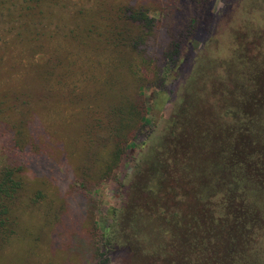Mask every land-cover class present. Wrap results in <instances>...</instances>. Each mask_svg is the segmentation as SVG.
Instances as JSON below:
<instances>
[{"label": "rangeland", "instance_id": "obj_1", "mask_svg": "<svg viewBox=\"0 0 264 264\" xmlns=\"http://www.w3.org/2000/svg\"><path fill=\"white\" fill-rule=\"evenodd\" d=\"M191 2L51 0L32 10L25 0H6L0 6V174L5 168H18L26 192L16 206L18 233L0 246V264L168 263V249L164 247L168 240L153 215L139 219L138 226L129 223L130 219L128 226L122 223L139 209L132 206L135 200L131 177L135 181L140 169H145L146 175L149 164L160 162L163 142L169 140L167 126L186 105L182 102L184 96L201 99L200 112L195 115L198 122L207 124L209 139L213 141H218L221 133L216 124L225 105L230 103L233 109H238L234 100L230 101L232 87L227 82L228 76L221 74L213 63L202 60L206 56L202 47L213 31L218 33L227 27L230 16L236 13L238 0H200V7L205 4L206 20L197 28L189 22L194 11ZM114 4H130L132 12H143L147 17L144 26H134L129 34L134 46L130 43L127 48L121 44L111 48L98 36L99 32L106 35L107 31L98 24L97 15L100 11H112ZM232 21L238 19L233 17ZM92 24H96L92 36L101 40L93 42L101 53L97 61H87L97 58L84 50L93 49L92 43L87 46L83 42L84 26ZM262 29L264 35V26ZM217 38L219 47L215 45L210 52L227 54L229 37ZM150 47L164 50L161 54L156 52L159 55L155 61ZM256 53L249 50L250 55ZM130 61L136 74L146 75L140 100L146 122L139 128L138 138L131 139L134 146L122 154L118 163L109 152L111 143L107 146L111 147L109 150L106 147L102 154L96 155L94 162L100 158V172L96 174L87 158L88 135L84 128L79 136L80 145L75 148L71 143L81 120L80 106H84L80 99L97 92V103L105 107L126 96L128 90L124 92L119 87L122 81L129 88L135 84L132 69L122 68ZM257 71L255 75L264 78V67ZM31 82L38 83L33 93L46 87V101L40 104L27 98L23 101L21 92L30 91ZM61 92H71L72 101ZM215 120L218 130L214 127ZM54 122L64 123V135L55 133ZM207 150L203 153L198 150L200 154L195 152L194 158L191 152L192 162L187 152L181 156V150H175L167 163L171 169L186 165L188 181L182 178L183 174L179 175L185 185L188 182L191 187L192 180L200 178L205 191H216L223 177L226 182L229 179L223 174L224 166L218 155H208L205 152L212 151ZM135 158L142 163L141 168L133 167ZM86 168L89 170L85 171ZM38 191L45 198L33 203L31 197ZM78 191L88 196V212H92L83 221L76 217L79 202L74 194ZM221 199L220 194L209 198L213 201L212 212ZM144 209L147 211L145 206ZM74 235L78 237L76 243Z\"/></svg>", "mask_w": 264, "mask_h": 264}, {"label": "trees", "instance_id": "obj_2", "mask_svg": "<svg viewBox=\"0 0 264 264\" xmlns=\"http://www.w3.org/2000/svg\"><path fill=\"white\" fill-rule=\"evenodd\" d=\"M5 1L0 0V6H3ZM25 1L33 10L40 8L45 1L51 0ZM191 1L190 5L194 11L189 22L197 28L203 20H206L205 4L201 8L198 4L200 0ZM236 5L238 7H236V16L230 17L237 18L238 22L232 21L231 18L223 30H219L218 33L212 32L209 36L211 40L209 39L202 47V51L206 54L202 60L213 63L216 68L221 69V74L223 72L224 76H228L227 82L232 87L230 101L234 100L238 109H233L230 103L225 105L219 118L220 124H216L217 120L214 122V127H216L215 124L218 125L221 133L218 134V141H213L209 139L207 124L198 122L199 118L195 115L200 112L198 108L201 106L199 103L201 99L195 98V101L191 99V96H184L182 102L186 105L174 114L171 124L167 126L166 136L169 140L163 142L164 149L159 154H162L160 162L155 161L149 164L146 175H143L145 169H140L139 178H135V181L131 177L130 186L134 187L135 200V202L132 201V206L138 207L141 214L135 210V213L131 212L122 220V223L128 226L127 220L130 219L129 223L138 226L139 219L153 215L156 223L164 229L165 240H168L164 244V247L168 249L167 264H242V261L245 264H264V78L255 75L258 69L264 67V35L262 33L264 0H238ZM129 6L130 4H114L112 11L98 13L97 22L103 25L108 34L99 32L98 36L103 37L108 47L112 48L121 44L122 47L127 48L132 43L129 41V34L134 26L141 27L146 24L145 14L134 13ZM231 6L232 4L230 8ZM171 10L173 9L171 8L170 12ZM84 20L91 19L84 18ZM95 25L84 26V45L90 46L92 43L93 47V49L84 50L86 54L93 53V56L97 58L87 61H97L101 55L98 52V46L93 44V42H101V40L96 41V36H92V27L95 29ZM116 28L119 29V33ZM219 35H227L230 39L228 53L222 55L225 58L210 52L215 45L219 47V38H217ZM248 45L251 47L248 48ZM132 46H134L133 43ZM149 49V53L151 51L155 53L153 61L164 51L163 48L150 47ZM249 50L251 53H256L255 51L258 53L250 55ZM112 52L108 51L110 55H113ZM156 52H159L157 56ZM132 67L133 63L130 61L122 68L130 71ZM131 72L135 84L129 88L128 83L125 85L122 81L121 86L119 85L121 91L128 90L126 96H120L105 107L97 103V92L88 93L84 100L80 99L84 104L79 109L81 124L78 120V128L73 132L76 136L72 138L71 143L75 148L80 145L79 136L81 129L84 128V133L88 135L86 154L91 160L93 173L100 172L98 167L100 158L94 162L98 153L102 154L111 143L113 147H107V150L111 148L109 152L113 153L114 161L118 163L122 154L134 146L135 142L131 139L138 138L139 128L146 122L143 104L140 102L146 75L140 76L134 69ZM118 82H120L119 79ZM30 84L32 85L30 91L21 92L23 101L25 98L36 100V104L46 101V94H48L46 87L45 90L40 89L33 93L38 83ZM71 94V92L60 93L72 101ZM51 97L54 98V95ZM57 101H60L58 96ZM52 125L55 126V133H65L64 123L54 122ZM213 134L215 135L214 132ZM196 148L200 152L211 149L212 153H205L218 155L216 157L224 166L222 171L223 174H227L229 181L226 182L223 177L216 191L215 189L205 191L201 186L200 178L192 180L191 187L188 182L185 185L180 176L183 174L182 178L188 181L186 165L171 169L167 163L168 158L172 159L175 150H181V156H185L187 152L189 162H192L195 152L200 154ZM191 152L193 158L190 156ZM133 161H135L133 164L135 169L141 168L142 163L138 162L137 158ZM86 170L89 169L86 168ZM136 179L140 182L137 183ZM23 193L26 192L19 169L5 168L0 174V246L8 243L18 233L19 214L16 206L21 202ZM218 194L222 199L214 205L215 211L212 212L210 209H212L213 201L209 198ZM44 198L42 191H38L31 197V201L37 203ZM74 198L79 202L76 217L83 221L86 215L92 214L90 210L88 212V196L84 191H78L74 194ZM148 211L152 214L147 213ZM73 238L76 243L78 237L74 235Z\"/></svg>", "mask_w": 264, "mask_h": 264}]
</instances>
